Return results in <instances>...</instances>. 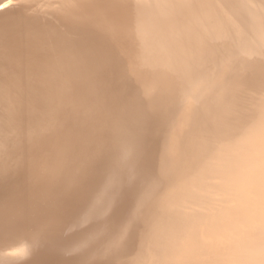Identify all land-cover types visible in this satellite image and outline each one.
I'll return each instance as SVG.
<instances>
[{
  "label": "bare ground",
  "instance_id": "6f19581e",
  "mask_svg": "<svg viewBox=\"0 0 264 264\" xmlns=\"http://www.w3.org/2000/svg\"><path fill=\"white\" fill-rule=\"evenodd\" d=\"M0 264H264V0H0Z\"/></svg>",
  "mask_w": 264,
  "mask_h": 264
}]
</instances>
